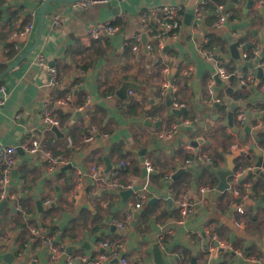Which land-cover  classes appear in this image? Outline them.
<instances>
[{"label":"crops","instance_id":"obj_1","mask_svg":"<svg viewBox=\"0 0 264 264\" xmlns=\"http://www.w3.org/2000/svg\"><path fill=\"white\" fill-rule=\"evenodd\" d=\"M229 2L107 0L87 8L78 3L53 2L48 6L38 47L0 82V98L4 99L0 107V146L13 145L22 151L18 149V163L10 182L12 193L18 196L17 201H9L16 208L6 206L0 211V264H84L82 258L96 260L103 252L111 257L100 264H122V258L127 264H156L152 252L155 243L164 250V264H264V207L258 205L264 203V176L243 174V179L249 180L238 185L231 177L229 190L217 189V171L227 168V156L231 154L226 126L234 102L245 103L235 110L232 126L237 133L235 141L248 152L242 158L233 155L247 164L246 171L249 166L256 169L262 157L264 171V139L259 137L264 136V92L260 88L264 74L259 79L256 68V83L243 88L240 82V76L257 65L243 58L248 51L243 49L251 44V48L259 45L264 51V12L258 13L264 6L256 0L245 14L246 0L240 5L234 0L233 8L227 9ZM108 3L120 8L118 14H112ZM163 5L183 8L181 25L174 36L166 40L162 52L151 34L148 52L142 41L140 49L134 50V35L140 33L142 37L145 32L143 17ZM41 7L39 0H0V76L33 45ZM189 10L194 11L190 20L186 17ZM197 10L201 13L200 30L195 28ZM222 13H229L230 18L223 28L216 29L214 24ZM110 17L120 22V32L114 39L88 38L89 26ZM30 23L35 24L30 36L19 41L12 36L14 27ZM150 25L156 31L159 28L156 22ZM207 34L224 40L217 53L227 69L237 67L233 80L217 83V64L202 53L206 40L209 44ZM233 43L238 45L240 59L232 57ZM11 52L16 53L12 56ZM41 57L44 65L40 64ZM51 62L56 84L51 83ZM166 67L171 68L170 74L164 72ZM172 78L178 101L189 108L181 115L166 103L169 93L164 90V82ZM125 81L135 86L128 98L122 99L117 90ZM211 83L215 97L209 93ZM230 87L234 91L229 93ZM216 96L222 101H216ZM49 100L64 101L52 108L63 135L52 132L43 121L44 103ZM223 105L224 112H220ZM241 109L251 111L245 125L237 118ZM78 112L83 115L78 116ZM257 123L261 126L256 127ZM175 124L179 129L173 138L158 137ZM90 136L93 139L87 140ZM34 139L42 142V149L65 156L66 162L53 167L44 153L29 152L26 147ZM197 139L203 142L195 147L192 142ZM256 148L262 152L257 153ZM220 153L224 160L220 159L218 166L212 165L209 155L217 157ZM196 154L201 155L199 161L187 158ZM144 155L145 162L154 167L151 175L159 177L143 176ZM106 157L112 163L109 172ZM118 160L128 161L129 166L118 168ZM93 166L101 167L98 180L91 175ZM187 166L195 167V172L172 178L178 169ZM211 174L217 177L214 188L209 187ZM115 180L132 184L135 190L147 188L141 208H135V193L114 186ZM236 185L250 198L241 227L235 224L239 214L232 190ZM249 186L252 189L248 191ZM188 191L194 207L181 222L177 199ZM40 200L42 206H38ZM34 230L40 234L34 235ZM211 234L233 249L224 248L217 254V248L211 258L207 248ZM50 237L58 253L46 243ZM106 241L122 242L123 249L110 252L103 247ZM76 244L81 247L68 254L67 246ZM69 258H73L71 263Z\"/></svg>","mask_w":264,"mask_h":264},{"label":"built area","instance_id":"obj_2","mask_svg":"<svg viewBox=\"0 0 264 264\" xmlns=\"http://www.w3.org/2000/svg\"><path fill=\"white\" fill-rule=\"evenodd\" d=\"M39 1H45V0H39ZM96 2H107V0H81L78 2V6L82 8H87L91 6L92 4ZM258 4L260 6H264V0H259ZM182 12L183 8L182 6H172V5H163V6H158L149 15H145L143 17V22H144V30L147 34H151L152 38H154L156 41H158V50L159 52H162L165 48L166 45V40L169 37H173L174 33L176 30L179 28L181 25V20H182ZM230 18L229 13H222L217 21L214 24V27L216 29L223 28L226 23L228 22V19ZM116 17H110L105 20H100L95 23H93L91 26L88 27L87 29V36L90 39L94 40H101V41H110L114 39L120 32V27L116 24ZM151 21L156 22L159 25V28L156 32L152 33V27L150 25ZM200 23H201V13L200 11L195 12V28L197 30H200ZM35 24L30 23L22 28H13V34L12 36L16 38V40H20L22 38H27L28 36L31 35V33L34 31ZM134 45L133 49L134 50H139L140 49V44H141V34H135L133 37ZM149 49L151 47L148 45ZM252 55L249 56L247 52L243 53V58L249 62H257L256 67L251 68L250 71L247 72L246 75L240 76V82L242 85L248 86L250 84H254L255 82V71L256 68L262 67L264 69V58H263V51L261 46L257 45L254 47L252 51ZM203 55L205 56L206 59L209 61H213L217 64L218 68V74L220 75V78L223 81H228L231 76L237 74L236 72H230L223 64L222 59L218 57V53L216 48L208 46V41H205V47L202 50ZM260 59V60H258ZM40 64L44 65L45 61L44 58H40ZM164 72L166 74L171 73V68L166 67L164 69ZM186 74H189V71H185ZM52 78H51V83L56 84L57 83V78H56V70L54 67H52L51 70ZM261 90L264 92V83L260 86ZM0 89H3V87H0ZM164 90L171 94L172 96V106L175 109H180L183 107H188L185 104H182L178 101L176 97V86L174 85V78L168 79L167 81L164 82ZM209 93L212 97H215L214 93V84L211 83L209 87ZM71 98V96L68 97V99ZM216 101L220 102L222 101L218 96H216ZM62 105L64 103L63 100H49L44 103V109H43V121L45 122L46 125L49 127L52 125H57L60 126L61 122L58 118H55L53 116V105L54 104ZM4 104V99L0 98V107ZM238 121L240 122L241 125H245L248 120V114L245 110L241 109L238 114H237ZM192 123V122H190ZM256 127L261 126V123H257L255 125ZM179 129V126L176 124L172 126L169 129H166L164 131H161L158 134V137L160 139H170L173 138L177 131ZM226 132L227 136L230 139V146H229V151L231 154H235L236 156L239 157H246L247 155V150L240 148L239 144L235 141L236 138V131L234 130L232 125H227L226 126ZM93 139L92 136L88 137L87 140ZM189 147V146H188ZM43 145L42 142L39 139H34L31 144L26 147V149L29 150V152L35 154L38 152L44 153V155L48 158L52 166L54 167L58 163H65L66 162V157L63 155H55L51 151L47 149H42ZM17 154H18V149L16 146L13 145H1L0 146V198L3 199H13L17 201V196L16 194L12 193L11 188H10V182H11V177L12 173L15 169L16 163H17ZM188 163H191L192 161L188 160ZM116 166L118 168H127L129 166L128 161H121L118 160L115 162ZM145 166L147 168V176L150 177L151 173L154 171L153 165L147 161L145 162ZM253 170L254 166H249L247 170ZM100 171L101 167L100 166H93L91 168V175L94 179L98 180L100 176ZM245 168L244 169H239L237 171H234L233 173V178L236 181V184L238 185L241 183V178L243 174L245 173ZM113 175V174H112ZM168 176L167 178H169ZM114 186L119 187L120 189L126 190V189H132L133 193H135L136 200L137 202L135 203V208L139 209L142 207V200L145 198V192L147 188L144 186L142 190H135L134 186L132 184H123L117 180H115L112 183ZM237 185L235 188L232 190V193L234 197H236L235 201V208L237 213L239 214V218L235 220V224L237 226H242V217L247 213V204L250 202V198L248 195V192L241 191L240 188H237ZM202 191H205L203 189ZM177 204L178 207L180 208L181 212V218L180 221L183 222L193 211L194 203L192 200V195L191 193L185 192L179 198L177 199ZM120 227L124 228V224H118ZM34 235L38 236L40 232L38 230L33 231ZM165 237V236H164ZM162 238L164 240L165 238ZM46 243L52 248L54 253L59 252V248L54 245L53 239L46 238ZM123 243L122 242H104L103 247L108 249V251L113 252L115 250H122L123 249ZM64 247V246H63ZM219 247L227 248V249H233L232 245L229 243H226L219 238H217L216 235L211 234L209 237V242L207 244L208 251L210 253V257L212 258V253ZM235 253L241 254V251L234 250ZM111 256L108 255V253L103 252L100 253L99 256L97 257L96 260H88V258L84 257L82 258V261L84 264H100L103 261H107ZM210 258V261H211ZM73 261V258H69V262L71 263ZM120 262L122 264H127L126 258L120 259Z\"/></svg>","mask_w":264,"mask_h":264},{"label":"water","instance_id":"obj_3","mask_svg":"<svg viewBox=\"0 0 264 264\" xmlns=\"http://www.w3.org/2000/svg\"><path fill=\"white\" fill-rule=\"evenodd\" d=\"M81 0H45V1H42V7L40 9V16H39V22H38V33H37V36L35 38V41L33 43L32 46H30L27 50H25L21 56L6 70L5 73H3L1 76H0V82H1V79L3 77V75L9 73L10 71H12L15 67L19 66L24 60H26L27 58H29V56L31 55V53L38 47V44L40 43L41 41V38L43 36V33H44V26H45V20H46V15H47V8L48 6L53 3V2H56V3H78L80 2ZM244 0H238V5L242 4ZM256 3V0H246V4H245V8L243 9V12L245 14H248L250 9L255 5ZM234 6V0H230L229 4H227V9H231L233 8ZM108 7L109 9L111 10L112 14L113 15H116L118 14V11L120 8L118 7H115L113 6L111 3H108ZM189 13L186 15L187 19L190 20L191 19V15L194 14V11L193 10H189L188 11ZM264 12V10L262 8L259 9L258 13L259 15H262ZM254 21V18H251V22ZM235 27H238V26H235ZM253 33L257 35V31L256 30H253ZM141 41H142V44L144 46V50L146 52H148L149 48H148V34L146 32H144L142 34V37H141ZM251 48V44H247V46L243 49V50H246V49H249ZM230 49H231V53H232V57L235 58V59H240L241 58V53L240 51L238 50V45L237 43H233L231 46H230ZM264 53V51H263ZM260 60V59H258ZM50 67H54V62H51L50 63ZM243 69V65H240L239 66V70H242ZM263 74H264V69L262 67L258 68V74H257V77L259 79H262L263 77ZM216 78V81L218 84H221L222 83V79L220 78V75L219 74H216L215 76ZM233 76L230 77L229 80H233ZM135 86V83L134 82H130V81H125L122 83V85L120 86V88L117 90V94L120 98L122 99H127L128 96H129V90ZM247 86H243V88H246ZM218 87L215 88L216 91H218ZM234 91V88H228V92H232ZM166 103L168 106H171L172 105V96L171 94H167L166 96ZM216 106H219V103H216ZM239 106H245V103L244 102H234L232 105H231V109L228 113V123L230 125H233V120H234V116H235V110L237 109V107ZM189 111V108L188 107H183V108H180V109H174V112L177 113V114H184L186 112ZM248 116L251 115V111H246ZM78 116H82L83 113L82 112H78L77 113ZM217 118L216 116H213V119ZM248 130H250V127H247ZM50 130L52 132H55L56 134H61L63 135V132H61L60 130V127L57 126V125H52L50 126ZM199 142H203V139H197V140H194L192 142V145L197 147L198 146V143ZM20 151H21V148L19 147L18 148ZM255 151L257 153H261L262 151L259 149V148H256ZM22 152V151H21ZM235 156L233 154H229L227 156V162H228V166L226 169H220L217 171V174L220 178V182L217 186V189L220 190V191H226V190H229L230 187H231V184L229 182V178H231L233 176V173L235 171V163H234V160H235ZM106 160V171L109 172L112 168V163L110 161V159L108 157L105 158ZM141 161L143 163H145L146 161V157L145 155L141 157ZM18 163V162H17ZM69 166H71L69 164ZM211 167V164H208L207 165V168H210ZM263 169V158H259L258 162L256 163V169H253V170H247L245 173H244V177L247 176V175H253V174H258V175H261V176H264V171L262 170ZM195 167L193 166H187V167H181L180 169H178L172 176L173 179H176L177 177H179L182 173L184 172H195ZM15 173V171H14ZM143 176L146 177L147 176V168L146 166L143 168ZM126 192H132L133 190L132 189H127L125 190ZM207 195V194H205ZM252 194H250L251 196ZM258 205L260 206H263L264 207V203H259ZM6 206H11L13 209H15V205L13 203H11L8 199H3L0 201V211L2 209H4V207ZM38 206H42V201H38ZM70 218V217H67L66 220ZM112 222V220H111ZM81 245H68L67 248H66V251L68 254H71L74 250L80 248ZM165 251H168V249H166ZM152 252H153V256H154V262L156 264H164V256H163V253H164V250L161 249L160 247V244L159 243H155L153 245V249H152ZM221 252H224V248L222 247H219L217 249V254H220ZM117 263H119L118 260H116ZM195 261V260H194Z\"/></svg>","mask_w":264,"mask_h":264},{"label":"trees","instance_id":"obj_4","mask_svg":"<svg viewBox=\"0 0 264 264\" xmlns=\"http://www.w3.org/2000/svg\"><path fill=\"white\" fill-rule=\"evenodd\" d=\"M116 24L118 26H120V22L118 20H116ZM153 32H156V27H154V29H152V33ZM207 36L209 37V44L208 46L210 47H214L216 48V50H218V47L220 48L224 43V40L218 36H216L215 34H207ZM252 50L253 48H250L248 49L247 53L249 54V56L252 55ZM16 52H11V55L14 56ZM237 69L236 66L228 69L230 72H234V70ZM221 96V94H219ZM225 105H223L219 110L220 112H224V109H225ZM61 112L63 111L62 109L60 110ZM236 113V112H235ZM235 117H236V114H235ZM259 137H261V139H264V136L263 135H260ZM200 154H196V155H187V158H193V159H196L197 161H199L200 159ZM210 158H211V163L212 165L214 166H218L219 165V160H224V156L222 155V153L218 154L217 157L216 156H213V155H209ZM234 163H235V170H239L241 167H245L247 164L245 163H240L238 160H234ZM153 178L154 177H159L160 175L158 176H155V175H151ZM210 178H212V182H210L211 185H209L210 188H214V186L216 185V182H217V177L214 175V174H211L210 175ZM214 180V181H213ZM247 180H249V178H246V179H241V181L243 183L245 182H248ZM248 191L251 190L252 188H250V186L247 188Z\"/></svg>","mask_w":264,"mask_h":264}]
</instances>
